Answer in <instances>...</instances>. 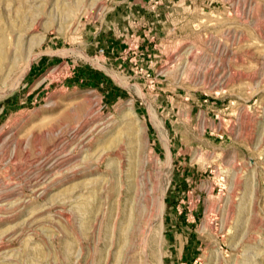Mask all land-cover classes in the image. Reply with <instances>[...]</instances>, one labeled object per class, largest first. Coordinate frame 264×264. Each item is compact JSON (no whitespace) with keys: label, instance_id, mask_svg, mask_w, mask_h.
I'll list each match as a JSON object with an SVG mask.
<instances>
[{"label":"rangeland","instance_id":"1","mask_svg":"<svg viewBox=\"0 0 264 264\" xmlns=\"http://www.w3.org/2000/svg\"><path fill=\"white\" fill-rule=\"evenodd\" d=\"M0 264H264V0H0Z\"/></svg>","mask_w":264,"mask_h":264}]
</instances>
